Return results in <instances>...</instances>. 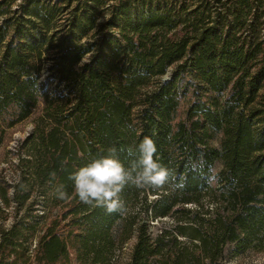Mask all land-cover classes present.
<instances>
[{"label":"trees","instance_id":"16d2710c","mask_svg":"<svg viewBox=\"0 0 264 264\" xmlns=\"http://www.w3.org/2000/svg\"><path fill=\"white\" fill-rule=\"evenodd\" d=\"M37 109L0 179V264H120L132 239L128 264L264 250V0H0V145ZM145 136L168 182L127 185L123 213L80 202L69 176Z\"/></svg>","mask_w":264,"mask_h":264},{"label":"clouds","instance_id":"9594fccd","mask_svg":"<svg viewBox=\"0 0 264 264\" xmlns=\"http://www.w3.org/2000/svg\"><path fill=\"white\" fill-rule=\"evenodd\" d=\"M119 152L135 157L129 167L122 163ZM156 154L155 141L148 136L138 145L126 149L109 147L106 155L92 159L69 176L74 185V195L80 202L104 208L109 214L123 213L126 205L121 199V193L127 185L140 189H159L168 182L169 169L159 162ZM50 175L55 178L54 172ZM55 194L60 200L68 198L63 185L56 188Z\"/></svg>","mask_w":264,"mask_h":264},{"label":"rangeland","instance_id":"374dc122","mask_svg":"<svg viewBox=\"0 0 264 264\" xmlns=\"http://www.w3.org/2000/svg\"><path fill=\"white\" fill-rule=\"evenodd\" d=\"M47 74L46 69L42 70V76ZM39 113V109L26 120L16 124L15 126L7 129L6 139L2 145H0V179L6 182H15L18 179V160H19V147L23 139L33 130L34 119ZM216 143V142H215ZM219 166L216 167L218 169ZM11 194V191L9 192ZM15 203L11 201L10 205L4 206L2 198L0 197V207L4 208L5 211L0 213V224L5 223L9 226L14 217L13 212L15 211ZM18 217L22 215V211L19 214H15ZM33 249L35 246V240H31ZM134 239L130 240L125 244L123 249L118 253V259L120 264H128L130 258V252ZM58 264H79L75 259L71 260V263L60 261ZM223 264H264V250L255 251L248 250L245 253L232 257L225 261Z\"/></svg>","mask_w":264,"mask_h":264}]
</instances>
